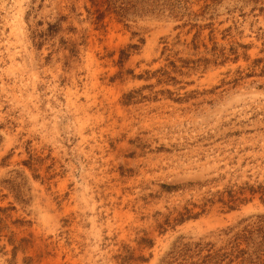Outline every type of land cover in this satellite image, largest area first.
Instances as JSON below:
<instances>
[{"label":"rangeland","instance_id":"obj_1","mask_svg":"<svg viewBox=\"0 0 264 264\" xmlns=\"http://www.w3.org/2000/svg\"><path fill=\"white\" fill-rule=\"evenodd\" d=\"M0 264H264V0H0Z\"/></svg>","mask_w":264,"mask_h":264}]
</instances>
